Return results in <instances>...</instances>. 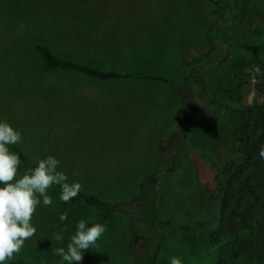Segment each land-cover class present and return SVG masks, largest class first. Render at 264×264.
<instances>
[{
    "label": "rangeland",
    "instance_id": "rangeland-1",
    "mask_svg": "<svg viewBox=\"0 0 264 264\" xmlns=\"http://www.w3.org/2000/svg\"><path fill=\"white\" fill-rule=\"evenodd\" d=\"M240 5L237 36L262 42L264 0H240ZM211 11L209 0H0V118L22 133L14 146L32 163L55 155L69 181L78 180L85 191L132 197L156 163L158 141L177 127V94L155 79L101 80L73 70L44 69L38 45L92 67L180 83L189 62L208 50ZM203 71L213 95L231 104L237 118L264 120V64L233 50L225 64L215 61ZM197 104L189 148L211 155L220 166L236 159L226 112L200 96ZM217 192L216 171L206 157L194 153L178 160L163 183L160 216L210 221L190 231L168 227L156 264H168L171 256L182 264H264V187L236 210L234 222L249 217L238 240L220 227ZM48 193L52 205L37 206L32 217L37 231L13 258L67 264L54 249L66 247L80 219L88 226L94 218L90 208L64 206L52 188ZM64 212L68 219L61 223ZM104 227L79 264H126L124 220L111 218ZM65 228L63 241L51 240ZM213 232L223 241L219 250L213 249Z\"/></svg>",
    "mask_w": 264,
    "mask_h": 264
},
{
    "label": "trees",
    "instance_id": "trees-1",
    "mask_svg": "<svg viewBox=\"0 0 264 264\" xmlns=\"http://www.w3.org/2000/svg\"><path fill=\"white\" fill-rule=\"evenodd\" d=\"M209 1L212 4L211 23L205 35L208 50L189 62L188 73L180 83L161 76H149L142 72H123L92 67L74 59L62 58L56 55L48 45H38L44 69L73 70L101 80L135 76L160 80L165 82L179 98L180 111L177 127L167 137L158 141L156 163L143 176L137 186L136 193L132 197L125 199L110 198L81 189L72 201L64 203L59 199L60 186L53 185L51 187L62 205L68 207L85 206L94 212L95 216L88 226L95 223L104 225L114 217L124 220L126 227V264H156L159 253L165 244L164 231L168 227L190 231L202 228L210 221V218L206 217L179 221L174 216L162 218L159 214L158 200L163 190L164 180L174 171L176 163L181 157L191 159L194 153L206 157L209 165L216 171L218 192L214 199L218 202L221 217L219 224H223L220 226L223 233H228L231 238L235 237V240H238V235L249 227V217L242 216L240 220L234 222L237 208H241L245 197L255 196L257 189L260 191L264 187V159L258 155L261 147L264 146V124L262 123L264 120L255 118L252 123H249V120L242 121L243 118H237L236 112H233V106L224 98L213 95L212 90L206 84V79L202 76L204 75V66L208 68L215 61H221V64H225L233 50L246 52L253 57L256 63L263 65L264 40L262 42L244 41L237 36L238 20L243 13L241 12L240 0ZM216 67L219 68V66ZM197 96L207 99L226 112V121L231 133L232 148L236 159L233 158L223 166H220L211 155L191 149L187 144L190 128L197 118L199 110ZM10 147L13 151L20 153L21 165L18 172H26L35 167V163L29 161L19 148L14 145ZM136 173L138 174L139 170ZM210 237L213 249L219 250L223 241L219 242L214 236V232L211 233ZM6 264L34 263L23 258H13L6 261Z\"/></svg>",
    "mask_w": 264,
    "mask_h": 264
},
{
    "label": "clouds",
    "instance_id": "clouds-1",
    "mask_svg": "<svg viewBox=\"0 0 264 264\" xmlns=\"http://www.w3.org/2000/svg\"><path fill=\"white\" fill-rule=\"evenodd\" d=\"M22 133L10 121L0 118V264H6L19 253L25 241L33 237L37 231L32 217L41 203L50 206L53 203L48 190L53 185L60 186L59 199L69 203L81 191L82 184L78 180L69 181L68 174L60 168L61 161L55 155H47L35 162V167L18 175L21 165L20 153L12 151V145L21 142ZM259 157L264 159V146ZM78 173H74L76 175ZM61 223L68 219L67 212L58 217ZM53 234L51 240L63 241L62 233ZM105 227L100 223L87 226L84 219L76 224V230L65 246L56 247L54 254L67 264H79L84 252L96 244L104 233ZM168 264H182L179 257H169Z\"/></svg>",
    "mask_w": 264,
    "mask_h": 264
}]
</instances>
